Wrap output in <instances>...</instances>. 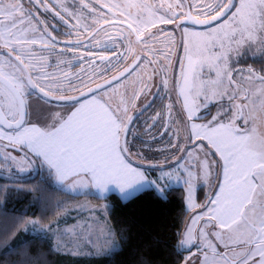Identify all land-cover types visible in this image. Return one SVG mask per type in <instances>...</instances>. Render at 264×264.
<instances>
[{
    "label": "rangeland",
    "instance_id": "obj_1",
    "mask_svg": "<svg viewBox=\"0 0 264 264\" xmlns=\"http://www.w3.org/2000/svg\"><path fill=\"white\" fill-rule=\"evenodd\" d=\"M46 2L69 17L77 32L72 31V28L68 30L77 37L79 32L86 35L101 21L125 20L121 12H131L135 15L137 10L129 9L127 5L131 2H138V0H46ZM80 2L82 3L80 4ZM145 2L151 5V15L147 11L140 13L143 17L141 27L145 24L149 25L148 30L143 32V38L145 41L150 38L166 41V46L157 49L155 45L151 49L152 46L149 45V50H146L147 55H145L143 52L145 48L142 46L143 51L139 50L140 45L135 44L124 27L118 24L102 27L86 40V45H90L92 42L106 44L108 42L107 33L115 31L116 36L121 37L124 41L123 45H126L127 48L130 47L128 50L130 53L122 60L121 65L132 60L136 51L142 52L143 57L135 69L127 75L98 91L79 98V100L95 97L110 104L113 109L118 106L121 108L126 106L128 117H131V114L139 116L137 120L132 121V126L137 125L138 119L149 126L152 125V121L154 123L158 121L163 111L162 107H165L169 120L168 124L166 122L164 134L158 135L155 130L146 126H131L124 145L128 148V152H131L127 159L131 164L137 165L134 167L144 172L148 171L150 176H153L152 179L159 177L162 171L171 173V179L168 181L169 186L164 191L179 186L183 190V201L188 216L179 237V249L183 252L181 264H185V262L187 264H213L214 259L220 260L219 255L214 256L211 249L205 247L201 242V231L206 233L207 241L215 245L218 254L227 253L228 257L233 259L237 256V252L230 251L225 247V244L228 243L226 236L221 240L213 235V233H219L220 229L214 226V222H209L205 215L210 198L214 197L218 191V185L222 179V162L214 150L206 146V141L191 138L190 125L192 123H214L213 117H217L219 122L228 123L236 112V105L244 103L242 97L248 96L256 99L255 94L264 90V81L259 79L260 75L264 76V32L257 33L254 43L245 41L239 45L235 43L230 45L231 50L227 54V60L221 62L224 72L221 83L214 86L222 95L206 98L204 95L196 96L195 92H192L190 98L195 101V112L193 119L189 121L184 108V97L180 95V87L183 84L182 73L187 67L184 30L187 29L189 33L211 34L212 30L217 29L224 22V18L200 28L176 25L174 22L157 23L156 27H151V20H158L161 16L172 18L173 13L182 15L184 11L179 7V0H145ZM189 3L192 9L194 8V15L204 19L206 18L205 14L208 17L215 15L214 9L218 4L224 3V0H189ZM169 4L172 5L171 8H169ZM235 4H238V0H235ZM100 5L105 7L101 9ZM209 5L212 7L209 8ZM82 12L85 16L81 15ZM87 14L89 15L86 16ZM110 41L118 43L117 39ZM187 41L195 58L199 38L187 37ZM21 48L28 51V44ZM256 59H260V62L257 63ZM32 64L35 66L34 75L38 74L43 77L40 83L49 87L51 94L57 98L76 96L109 79L118 73L120 67L115 69L112 67L108 72L94 75L93 72L79 73L77 69L73 71L55 69L54 72H49V64L46 62H32ZM102 67L103 65L99 66V68ZM88 71L91 72L90 69ZM202 79H216L215 73L209 72L205 68ZM173 94L175 95L173 96ZM77 102L74 100H49L48 103H45L39 99V95H32L30 98L28 97L29 108L25 123L26 125L35 123L38 126L50 125L52 116L56 113L68 114L74 110L72 105ZM41 112L43 116L37 119ZM235 123L243 128L241 120L238 119ZM158 125L161 127V120L156 123L157 127ZM135 128L139 129L143 136L134 135ZM161 133L162 131L159 132V134ZM36 159L37 157L26 148L8 146L6 140H0V176L6 180L20 182L33 177L39 166ZM169 160L178 161L172 166H167L166 163ZM204 160L209 162L211 171V175L207 179L204 178L202 168ZM144 162L148 168L139 165ZM159 167L161 168L159 169ZM54 181L57 188L70 196L57 201L59 203L58 211L48 221L41 222L37 218L24 220L21 226L22 231L47 237L51 242L52 249L57 252L69 255V250L77 251L79 255L75 256H97L95 254L97 249L103 247L107 251L113 244H117L106 218L108 208L106 196L110 193H117L111 188L112 185L109 186L110 190L108 191H96L97 189L92 185L80 187L72 180L65 181L63 184L58 183L55 178ZM186 181L191 183L193 201L197 205L195 208L188 206L189 183ZM163 183L164 181H161V184ZM198 187H201L202 190L200 198L196 200L195 190ZM202 215H205V218L199 219L193 224V220ZM189 228L193 229L195 240L191 246H184L181 241L185 238ZM206 255L207 261L205 260Z\"/></svg>",
    "mask_w": 264,
    "mask_h": 264
},
{
    "label": "snow or ice",
    "instance_id": "obj_2",
    "mask_svg": "<svg viewBox=\"0 0 264 264\" xmlns=\"http://www.w3.org/2000/svg\"><path fill=\"white\" fill-rule=\"evenodd\" d=\"M127 7L137 10L135 15L121 12L128 22L127 28L131 35H135L136 43H145L143 32L148 30L149 25L141 27L143 17L140 13L147 11L151 15V5L145 0H138L129 3ZM17 11L14 4L5 5L0 0V48L5 50L0 53V140H6L8 146L26 148L47 167L49 176L54 177L58 183L72 180L80 187L92 185L99 191H108L109 186L114 185L125 201L137 197L141 192L152 190L159 198L166 200L164 190L169 186L171 173L162 171L156 179H149L144 171L133 167L125 159L124 153L128 148L122 146L121 135L127 134V124L131 122L126 106L113 109L95 97L80 101L76 96H60L59 100L78 101L72 105L74 110L66 115L56 113L51 117L50 125H26L28 97L33 94L29 90L38 92L39 99L45 103L57 97L51 94L49 87L40 83L43 77L33 74L35 66L29 59L31 53L18 47L22 44H35L37 41L29 40L22 32L15 31L17 25L11 18L16 16ZM214 12L215 15L211 17L205 14L206 19L203 21L199 16H187V21L193 24H210L224 18V22L212 30L211 34L184 30L187 67L182 73L180 95L184 97L189 121L195 112V101L190 98L192 92L206 98L222 95L214 86L221 83L224 74L221 62L227 60L230 45H239L245 41L254 43L257 33L264 32V0H238V4H234L233 0H224V3L216 6ZM178 19L180 17L173 13L172 18L161 16L158 20H151L150 25L156 27L157 23L169 24ZM187 37L199 38L195 58ZM52 39L55 40V37ZM132 67H136V64ZM205 68L214 72L216 79H202ZM131 70L129 68L125 71ZM113 79L119 80L120 77ZM259 79L264 81V77ZM101 87L97 85V89ZM80 94L86 95L83 92ZM255 95L256 99L242 97L244 103L236 105V112L228 123L219 122L217 117H213L214 123L190 125L191 138L206 141V146L214 150L222 162V179L218 191L210 198L206 219L220 229L219 233L213 235L221 240L226 236L228 243L225 247L237 252L233 259L227 253L218 254L215 245L207 241L206 233L201 231V242L211 249L214 256L220 257L219 261L214 259L213 264H264V90ZM42 116L41 112L37 119ZM238 119L243 122V128L236 125ZM202 168L204 178L207 179L211 175L207 160L202 162ZM161 181L164 183L161 184ZM186 183H189L188 206L195 208L197 205L193 201L191 183ZM205 215L196 217L193 224L204 219ZM194 240L193 229L189 228L181 244L191 246ZM118 248V244H113L107 251L101 247L95 254L109 257ZM30 255L31 249H26L24 256ZM69 255L79 253L69 250ZM19 264H28V260L21 259Z\"/></svg>",
    "mask_w": 264,
    "mask_h": 264
},
{
    "label": "trees",
    "instance_id": "obj_3",
    "mask_svg": "<svg viewBox=\"0 0 264 264\" xmlns=\"http://www.w3.org/2000/svg\"><path fill=\"white\" fill-rule=\"evenodd\" d=\"M149 41L151 49L155 45L161 49L167 44L158 39L150 38ZM143 47L147 55L146 42ZM259 60L256 59L257 63ZM143 122L138 120L136 126H144ZM131 126L130 123L126 136ZM136 134L143 136L139 129ZM139 165L144 167L143 163ZM201 190V187L196 190V200ZM165 195L166 200L148 190L125 201L114 193L108 194L106 218L119 245L117 252L109 257L71 256L53 250L47 237L28 234L21 229L23 221L30 218L48 221L58 211L57 201L70 196L55 186L47 167L39 165L33 177L20 182H10L0 176V264H19L21 259H27L28 264H181L183 252L179 249V237L188 216L184 194L180 187H172ZM29 248L31 255L25 257Z\"/></svg>",
    "mask_w": 264,
    "mask_h": 264
},
{
    "label": "flooded vegetation",
    "instance_id": "obj_4",
    "mask_svg": "<svg viewBox=\"0 0 264 264\" xmlns=\"http://www.w3.org/2000/svg\"><path fill=\"white\" fill-rule=\"evenodd\" d=\"M182 2L184 3L185 0H179V7L181 9H183ZM3 3L5 5L14 4L18 9L16 16L11 18L15 20L17 25L15 31L18 33L22 32L29 40L37 41L35 44H28V51L32 53L29 57L31 63L46 62L49 64V72H54L55 69L62 71H65V69H70L71 71L77 69L79 73L93 72L94 75H98L110 71L112 67L115 69L116 67L120 66L119 70L117 71L119 72L129 65L136 57H138L137 64L143 57L142 52L136 51L132 60H129L126 64L121 65L122 60L128 55V53H130L128 51L130 47L127 48L126 45H123L124 41L121 39V37L116 36L115 31H109L107 33L106 37L108 42L106 44L92 42L90 45H86V40L95 34L96 31L111 24H118L124 27L127 33L130 34L129 29L127 28L128 22L125 20L108 19L101 21L99 24H96L86 35H83V32L82 34L79 32L78 36L75 37L71 34V32H77V29L73 28V23L69 17L63 12L59 11L53 5L51 6L48 4L46 0H3ZM81 3L82 2H80V4ZM104 7V5H100L101 9ZM189 9L190 12L194 14V8L192 9L190 3ZM183 11L184 12L182 15H178L180 19L175 20L174 23H180V20L185 15V9H183ZM81 15H84L83 12ZM88 15L89 14L86 16ZM9 22H11V20ZM70 28H72V31L68 30ZM130 36L132 37V40L135 41V44L140 45L139 50L143 51L142 46H144V43H136L135 35L130 34ZM52 37H55V40H53ZM113 39H117L118 44L110 41ZM45 42L48 45L47 47H45ZM145 42L147 46L150 45L148 44L150 42L149 40H146ZM24 45L25 44L18 45V47H23ZM4 51L5 50L3 48H0V53ZM101 57H105V59H101ZM100 65H103V67L99 68ZM88 69H90L91 72L88 71ZM29 91L33 92L32 95H39L34 90ZM32 95H30L29 98ZM167 120L168 116L164 114L162 117L163 126H154V130H157L156 132L158 135L165 133L163 127L165 126L166 122H168ZM152 125H154V123ZM161 131L162 133L159 134Z\"/></svg>",
    "mask_w": 264,
    "mask_h": 264
},
{
    "label": "water",
    "instance_id": "obj_5",
    "mask_svg": "<svg viewBox=\"0 0 264 264\" xmlns=\"http://www.w3.org/2000/svg\"><path fill=\"white\" fill-rule=\"evenodd\" d=\"M233 3H234V0H233ZM191 15L192 17H195V16H193L190 12H189V9H188V6H186V13H185V17L182 19L184 22H183V24H186V25H189V26H193V27H198V28H200V27H204V26H208V25H210V24H212V23H214V22H217V21H219V20H216V21H213L212 23H199V24H193V23H191V22H188L187 21V16L188 15ZM201 19V18H200ZM206 18H204V19H201L202 21L203 20H205ZM222 19V18H221ZM136 59L128 66V67H126L124 70H122L121 72H119L117 75H115V76H113V77H111L110 79H108V80H105V81H103L102 83H100V84H98V85H101L102 87L101 88H99V89H97V85L96 86H93V87H91V88H89V89H93V90H95V91H98V90H100V89H102V88H104V87H106V86H108V85H110V84H112V83H114V82H116L117 80H115V79H113L114 77H117V76H119L120 78H122L123 76H125L128 72H126L125 70L126 69H129V68H133L132 66L136 63ZM121 73H124V75H121ZM109 81H111V83H108ZM89 89H87V90H85V91H83V93H85L86 95H88V94H90V93H93V92H95V91H89ZM38 93V92H37ZM39 94V93H38ZM86 95H84V96H86ZM76 97H78V98H81V97H83V96H81V94H78V95H76ZM55 101H70V100H59V98H57V99H55ZM127 127H128V124H127ZM125 135L126 134H124V133H122V135H121V144H122V146H124V138H125Z\"/></svg>",
    "mask_w": 264,
    "mask_h": 264
},
{
    "label": "crops",
    "instance_id": "obj_6",
    "mask_svg": "<svg viewBox=\"0 0 264 264\" xmlns=\"http://www.w3.org/2000/svg\"><path fill=\"white\" fill-rule=\"evenodd\" d=\"M105 102V101H104ZM108 104V103H107ZM110 105V104H109ZM38 159V158H37ZM125 159H126V161L129 163V164H131L130 162H129V160L125 157ZM179 159H181L180 157H179ZM178 159V160H179ZM39 160V159H38ZM178 160H169V162L167 161V166H172V165H174V163H176ZM40 161V160H39ZM147 162V161H146ZM146 162H144L143 164H145L144 165V168H148L147 166H146ZM156 163H158V162H156ZM166 164H165V166H166ZM133 167L134 166H137V165H135V164H131ZM160 165V164H159ZM161 167H159V169H160ZM145 174L149 177V179H152L153 178V176H150V174H149V172H145ZM113 190H115L117 193H115L117 196H118V198L119 199H121V200H123L122 199V196H121V194H120V191H119V189L118 188H116L114 185H112V187H111ZM96 190V189H95ZM96 191H98V190H96ZM114 191V192H115Z\"/></svg>",
    "mask_w": 264,
    "mask_h": 264
}]
</instances>
